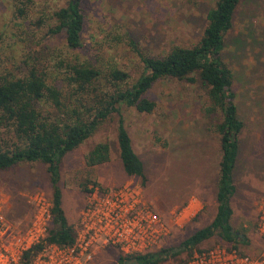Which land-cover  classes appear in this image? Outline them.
<instances>
[{"label": "rangeland", "instance_id": "1", "mask_svg": "<svg viewBox=\"0 0 264 264\" xmlns=\"http://www.w3.org/2000/svg\"><path fill=\"white\" fill-rule=\"evenodd\" d=\"M68 1L32 0L29 17H15L18 0H0V75H17L25 63L50 73L53 63L76 56H96L97 60L103 59L104 66L115 64L135 80L142 70L138 53L162 57L175 46L195 45L216 0H83L81 53L68 51L62 35H46L47 25L54 24L48 16ZM41 15L47 24L39 28L36 22ZM225 42L223 58L233 72V91L244 124L234 172L236 193L231 223L248 238V245L238 250L256 256L264 246L258 232L264 207V0H241ZM146 98L156 104L152 113L122 107L119 114L104 122L91 138L63 159L62 208L68 223L76 226L89 197L80 190V183L89 180V188L97 183L94 189L99 191L132 183L143 189L168 228L163 247H178L214 217L218 137L214 121L205 111L206 90L199 83L162 79ZM120 117L144 164V186L139 178L127 177L123 172L116 144ZM102 142L110 145L109 162L87 168L85 156ZM0 190L6 201L5 216L23 225L34 213L31 197L40 193L51 198L46 168L37 162L0 171ZM220 245L224 243L213 237L199 248ZM117 256L114 249H104L96 254L93 264H114Z\"/></svg>", "mask_w": 264, "mask_h": 264}, {"label": "trees", "instance_id": "2", "mask_svg": "<svg viewBox=\"0 0 264 264\" xmlns=\"http://www.w3.org/2000/svg\"><path fill=\"white\" fill-rule=\"evenodd\" d=\"M82 1L69 0L66 6L48 16L54 24L47 25L46 35H62L70 52L81 53L84 49ZM240 2L216 0L206 14L202 35L193 46H175L162 57L138 53L142 70L135 80L115 64L104 66L103 59L97 60L96 56H76L53 63L54 70L50 73L25 63L17 75H0V171L21 163H41L51 186V222L47 234L23 254L20 264H30L50 245L63 248L74 244L78 224H69L62 208L60 166L63 159L91 138L104 122L119 114L122 107L134 108L138 113H152L156 104L146 98V94L162 79L199 83L206 90L208 106L205 111L214 121L220 152L216 211L208 226L184 239L178 247L162 245L159 249L129 256L108 248L118 252L114 264L186 263L195 252L204 251L199 246L213 237L230 249L238 250L239 246L248 245L245 232L234 229L231 223L232 199L236 193L234 172L244 124L233 91V72L223 58L226 37L233 27ZM32 3V0H18L15 17H29ZM41 17L45 16L37 20L39 28L47 24ZM116 132L124 174L139 178L144 186V164L132 147L121 117ZM110 153L107 142L97 143L85 156V166L92 169L108 163ZM89 184V180L80 183V190L92 193L97 183H93L92 188Z\"/></svg>", "mask_w": 264, "mask_h": 264}, {"label": "built area", "instance_id": "3", "mask_svg": "<svg viewBox=\"0 0 264 264\" xmlns=\"http://www.w3.org/2000/svg\"><path fill=\"white\" fill-rule=\"evenodd\" d=\"M34 213L26 224L14 223L4 213L0 190V264H20L23 254L45 238L51 222V200L36 193L30 198ZM258 232L264 244V207ZM169 234L162 218L132 183L89 194L80 212L75 242L70 247L50 245L30 264H93L101 250L114 248L129 256L159 249ZM182 264H264V246L256 256L225 246L195 253Z\"/></svg>", "mask_w": 264, "mask_h": 264}]
</instances>
